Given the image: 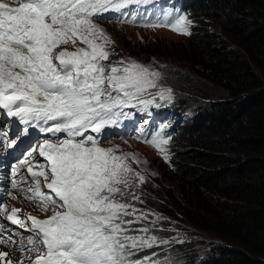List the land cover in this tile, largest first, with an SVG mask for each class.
<instances>
[{
  "label": "trees",
  "instance_id": "obj_1",
  "mask_svg": "<svg viewBox=\"0 0 264 264\" xmlns=\"http://www.w3.org/2000/svg\"><path fill=\"white\" fill-rule=\"evenodd\" d=\"M182 9L192 22L190 34L166 55L191 63L223 95L208 99L185 88L191 97L173 103L194 115L170 138L176 163L166 171L169 183L156 182L144 200L226 243L213 264H264V0H184ZM120 213L110 216L119 230ZM190 244L177 243V249ZM163 248L122 244L117 259L146 264L144 258ZM199 251L182 249L178 263L205 264L209 250Z\"/></svg>",
  "mask_w": 264,
  "mask_h": 264
},
{
  "label": "rangeland",
  "instance_id": "obj_2",
  "mask_svg": "<svg viewBox=\"0 0 264 264\" xmlns=\"http://www.w3.org/2000/svg\"><path fill=\"white\" fill-rule=\"evenodd\" d=\"M189 34L190 30L182 22L170 27L150 28L119 24L110 19L86 20L81 21L75 31L66 32L56 51L60 58H67L63 55L87 58L92 64L97 79L88 87L91 92L86 95L88 98L106 95L101 90L99 77L107 87L115 86L114 90H121L122 95L118 100L126 103L171 107L178 99L191 97L185 88L193 89L208 99L221 97L223 92L220 88L198 77L191 63L174 61L166 55L174 52L173 48H180ZM178 73H181V77L177 79ZM72 98L75 102L80 99L76 94ZM103 107L105 116L102 122H107L112 106L107 101ZM121 110L128 119L125 124L129 126V119L134 120L135 117L128 106H123ZM193 115L194 111L188 109V119ZM139 116L147 123L144 114L139 113ZM182 122L186 124L187 119L184 117ZM146 123L136 134H129L126 129L121 141L111 139L102 142L92 171L86 180L70 190L75 200L71 202V211L68 210L69 205L63 209L69 218L66 237H73L76 243L63 251L67 264H100L97 255L79 252V248L86 244H90L94 251L98 244H105L103 254L118 263L115 248L122 244L138 247L167 245L176 241L172 244L173 250L163 248L151 255L150 261L155 264H181L178 263V256H181L182 249H188L190 255L197 254L198 250H209L201 261L213 264L215 257L223 255L224 248L229 247L184 218L146 204L144 196L148 194V189L156 182L167 185L169 177L166 171L172 170L176 163V155L172 152L176 148L175 143L170 138L162 140L160 133L162 127L169 128L172 124L168 120H154L147 142L143 144L139 139L148 132ZM27 203L36 210L47 211L53 202L41 197ZM89 209H100L104 213L99 219L97 216L92 218ZM117 212H121L120 218L125 220L120 230L110 217ZM105 230V240L102 241ZM92 231L94 237L91 236ZM18 242H26L22 234L14 240V244ZM181 242L191 244L177 249V243ZM29 250V247H25V252Z\"/></svg>",
  "mask_w": 264,
  "mask_h": 264
},
{
  "label": "bare ground",
  "instance_id": "obj_3",
  "mask_svg": "<svg viewBox=\"0 0 264 264\" xmlns=\"http://www.w3.org/2000/svg\"><path fill=\"white\" fill-rule=\"evenodd\" d=\"M167 32H169V31H167ZM174 114V109L172 108V107H169V106H166V107H164V108H161L160 110H159V115L160 116H162V115H164V116H172ZM17 115L19 116V115H21L19 112L17 113ZM7 117V116H6ZM10 117H12V115H10ZM8 119H10L9 117H8ZM6 119L5 118H3V117H0V128H2V126H5L6 125ZM109 168V167H108ZM107 171V170H106ZM105 171H103V173H104ZM109 172V171H108ZM106 173V172H105ZM69 210L71 211L72 210V207L71 206H69ZM196 260V259H195Z\"/></svg>",
  "mask_w": 264,
  "mask_h": 264
},
{
  "label": "clouds",
  "instance_id": "obj_4",
  "mask_svg": "<svg viewBox=\"0 0 264 264\" xmlns=\"http://www.w3.org/2000/svg\"><path fill=\"white\" fill-rule=\"evenodd\" d=\"M181 7L183 8V3L181 4ZM144 144V143H143ZM182 243V242H181Z\"/></svg>",
  "mask_w": 264,
  "mask_h": 264
}]
</instances>
